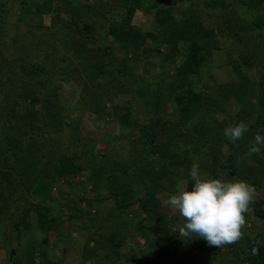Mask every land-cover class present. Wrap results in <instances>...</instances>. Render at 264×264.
Segmentation results:
<instances>
[{
	"label": "trees",
	"instance_id": "16d2710c",
	"mask_svg": "<svg viewBox=\"0 0 264 264\" xmlns=\"http://www.w3.org/2000/svg\"><path fill=\"white\" fill-rule=\"evenodd\" d=\"M177 1L183 6L178 12L167 0H0V21L11 20L0 29L5 39L0 40L2 245L20 239V226L31 225V210L43 233L28 247L26 262L14 247L19 256H7V264H61L45 251L54 221L48 208L30 203L19 214L6 211L7 217H1L33 187L49 192L59 180L68 183L80 176L79 198L65 200L68 219L110 224L100 240L84 242L76 264L125 257L128 264H198L196 256L189 258L191 252L217 253L220 247L202 238L182 240L172 232L183 222L179 213L168 217L160 210L165 197L188 181L194 163L212 178L245 180L262 191L264 147L252 156L248 151L255 135H264V0H230L229 8L225 0ZM145 16L151 20L146 29ZM93 18L100 20L107 42L91 32ZM153 61L163 70L148 78L141 67ZM83 78L89 81L82 85L86 96L73 102L81 106L78 114L111 120L119 133L84 136L80 122L66 112L60 91ZM243 95L250 101L232 117L227 105ZM240 121L249 131L233 144L223 129ZM30 132L37 134L25 141ZM99 141L107 151L95 149ZM41 147L45 152L34 159ZM253 162L257 168L250 175L246 167ZM13 191L20 192L13 196ZM258 200L251 204L253 214L264 221V209L256 207L264 200ZM93 201L102 204L101 216L92 212ZM133 208L139 216L131 229L127 215ZM129 233L138 239L135 247ZM241 246L233 247L247 250L242 264H264V232L246 235ZM100 251L106 254L102 259Z\"/></svg>",
	"mask_w": 264,
	"mask_h": 264
},
{
	"label": "rangeland",
	"instance_id": "374dc122",
	"mask_svg": "<svg viewBox=\"0 0 264 264\" xmlns=\"http://www.w3.org/2000/svg\"><path fill=\"white\" fill-rule=\"evenodd\" d=\"M69 1L72 4H76V3L80 4V2L81 3L83 2L86 4L89 2L91 4L92 2V0H69ZM167 1L169 4H172L176 12L179 11V8L183 7L182 3L178 2L177 0H167ZM224 2H225L224 6L227 8V5H228V8H229L230 0H225ZM183 5L184 7H187L188 4L184 3ZM234 8H237V10L239 11L241 15L246 13L245 7L241 5H235ZM0 11H1V7H0ZM115 11L113 12L114 14H116ZM258 11L260 12L261 9L260 10L258 9ZM30 21H31V18H30ZM90 22L93 25L91 28V32L95 34L98 41H101L104 39L107 42L108 35L105 32L101 31V29L99 28L100 20L98 18H93L91 19ZM144 22H146L145 24L146 26L144 29L148 28L151 25V20L147 16H145ZM10 23H11V20L7 22L0 21V29L8 28ZM206 23H208V21ZM152 28L153 30H157V27L155 26H152ZM0 40L5 41L4 38H0ZM149 44L154 45V42L150 41ZM40 55L42 57L43 52H41ZM117 55H119V57L123 56V54L118 51H117ZM128 65L134 66L135 68L136 66H139L137 62L135 63V62H130V61ZM141 69L145 72V75L148 76V78H150L155 73H158L163 70L159 65V61L150 62L146 64V66L141 67ZM71 78L77 79L78 77L77 78L71 77ZM87 81H88L87 79L83 78L79 80V83L72 82L73 84L70 83L68 87H63V89L60 91V97L62 96L65 99H63L64 101H62L61 104L66 105L67 107L66 112L69 113L70 118L73 117L80 122L81 133L84 136L98 139L100 133L103 131H107L109 134L119 133L120 132L119 126L111 120L107 121L104 117H100L98 115H95L89 112H86L83 115L78 114V113H81L80 111L81 106L80 105L76 106V104H73V102H80L78 99H76L80 95L86 96V94L82 93L83 91L82 85L84 86V83H86ZM249 101H250V98L244 97V95H243V98L241 99L236 98L235 101L231 99V101L227 105L229 114L233 117L235 113L239 110L240 106L243 105L244 103L245 104L248 103ZM72 104L74 105L75 109L71 108V106L73 107ZM135 109L139 111L141 109V106L138 105V108L135 107ZM10 130L13 132V129L9 128V131ZM14 134H15L14 135L15 137H18L19 133L16 130L14 131ZM36 134L37 133H32V132L28 133V135L25 137V141L29 142V139L31 137H35ZM45 149L46 148L41 147V152L39 151V153H35L34 159L35 158L39 159V155L45 152ZM95 149L97 151L105 152L107 151L108 148L99 141L98 143H96ZM256 168H257V164L253 162L252 165H250L249 167H246V170H248V173H250V175H254ZM224 180H228V179H224ZM82 181H83V178L81 179L80 176L72 179L68 183H65L59 180V184L57 185L54 184L53 189L50 190L49 192L48 191L43 192L41 190H38L36 187H33V189L31 188L29 190V193H26L24 195L25 196L24 200L18 199L15 202H11L10 206H8L9 208L5 207L1 217L2 218L7 217V215L4 213L6 211L19 214L24 209H26L27 204H30V203L41 204L44 208H48L49 210L48 214L52 218H54V221L50 223V226L52 228L48 231V242L46 243V246H45L47 258L51 261H55V262L59 261L61 264H64V263L76 264L79 261L80 256L82 254L81 247L84 244V242L88 241L92 245V243H94L95 241L100 240L101 237L99 236L103 232L107 231L105 230L106 226L108 225L110 226V224L108 223H106L105 225H102L98 220L90 219L88 217H83V222H85V225L81 224V220H78L75 218L68 219L71 211L68 207H66L65 200L66 199L73 200V199L79 198L78 189H80ZM259 187L262 188V191L257 190V188H255L256 196H255L254 202H258L259 198L264 200V181L262 182V186L260 185ZM19 192L20 191H13L12 192L13 196L18 195ZM13 196H11V199ZM96 196H97L96 194H93L91 198H94ZM25 199L27 201H25ZM166 199L167 197H165L164 202H163L164 204L162 205L160 210L163 213H165L168 217L173 216L174 214L178 215L177 212L174 213L175 210L173 209H170L172 211H168V209L166 208L167 204L165 203ZM98 202L95 203L93 201L91 203V208H92L93 213H98L99 216H101L102 215V210H101L102 204ZM251 204H250V208L245 214V217L247 219H246V223L244 227L241 230L242 237L237 242L221 246L220 250L215 254H208V253H202V252H191L189 255V258L193 257V255L196 256L198 259V264H242L243 258L247 256V250L243 251L239 249L236 251L235 247L237 246L242 247L241 245L243 243V240L246 238V235L247 236L251 235L253 237L256 234L264 232V221H262L261 219H259L253 214ZM256 207L264 209L263 204L260 206L258 204L256 205ZM103 209H107V207L103 206ZM35 214L36 213L33 210H31L30 215L28 216L29 222L31 225L28 227V229H23L22 226H20L21 236L19 240L12 239L6 245H2L3 238H2L1 228H0V245H2L0 247L2 249V251L0 252V264H7V256L9 258L10 250L13 249L14 247H18L19 251L23 252L24 255L22 256L20 254V259H21V262H24V261L26 262V259H27L26 255L29 252L28 247H30V245L37 244V242L41 240V237L43 234L41 231H39L36 228V218H35L36 215ZM138 216H139V212L136 210V208H133L129 211L127 215V220H128L127 224L129 225L131 229H133V227L135 226L138 220ZM12 220L17 221L18 219L15 216ZM5 221L8 222L9 220L6 219ZM130 239H133L131 246L135 247L138 242V239L135 238L134 235L132 234L130 236ZM180 242L182 245L181 248H184L185 246L184 243L182 241ZM100 252L101 254L99 256L102 259V257L104 258L106 254H104L103 251H100ZM15 255L19 256V252L18 254L14 252L11 258H13ZM33 259L35 262L38 261V255L36 253H34ZM129 261L130 260L127 257L121 258V260L117 262H113L112 260L105 259V261L101 262L100 264H128Z\"/></svg>",
	"mask_w": 264,
	"mask_h": 264
},
{
	"label": "clouds",
	"instance_id": "9594fccd",
	"mask_svg": "<svg viewBox=\"0 0 264 264\" xmlns=\"http://www.w3.org/2000/svg\"><path fill=\"white\" fill-rule=\"evenodd\" d=\"M248 131L249 125L240 121L227 125L223 135L234 144ZM262 147L264 135L257 133L248 156L259 154ZM188 181L165 201L183 221L172 232L184 240L202 238L217 248L237 242L242 237L245 214L255 199V188L245 180L212 178L200 170L198 163L191 166Z\"/></svg>",
	"mask_w": 264,
	"mask_h": 264
},
{
	"label": "water",
	"instance_id": "95a60500",
	"mask_svg": "<svg viewBox=\"0 0 264 264\" xmlns=\"http://www.w3.org/2000/svg\"><path fill=\"white\" fill-rule=\"evenodd\" d=\"M12 254H14V250L13 249L10 250L9 258L12 257Z\"/></svg>",
	"mask_w": 264,
	"mask_h": 264
}]
</instances>
